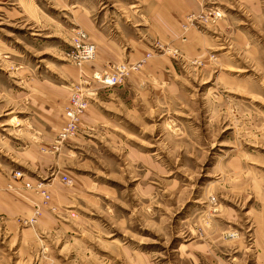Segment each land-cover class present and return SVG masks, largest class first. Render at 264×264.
Listing matches in <instances>:
<instances>
[{"label":"rangeland","instance_id":"obj_1","mask_svg":"<svg viewBox=\"0 0 264 264\" xmlns=\"http://www.w3.org/2000/svg\"><path fill=\"white\" fill-rule=\"evenodd\" d=\"M0 179V264H264V0H0Z\"/></svg>","mask_w":264,"mask_h":264},{"label":"built area","instance_id":"obj_2","mask_svg":"<svg viewBox=\"0 0 264 264\" xmlns=\"http://www.w3.org/2000/svg\"><path fill=\"white\" fill-rule=\"evenodd\" d=\"M94 55V43L88 40L83 30L78 28L75 29L74 34L71 36V42L69 43V52L67 53L68 59L74 64L80 65L82 61L91 59ZM126 70L127 67L125 64H119L115 71L97 73L98 76L96 77L103 82L118 84L123 80ZM87 103V96L85 95L81 84H79V82L70 84L69 97L67 102L63 105L64 121L56 132L55 142L52 145L54 148H56L58 143L62 142L77 131L80 116L85 110ZM61 180L66 182L68 181V178L63 176Z\"/></svg>","mask_w":264,"mask_h":264},{"label":"crops","instance_id":"obj_3","mask_svg":"<svg viewBox=\"0 0 264 264\" xmlns=\"http://www.w3.org/2000/svg\"><path fill=\"white\" fill-rule=\"evenodd\" d=\"M90 40L94 43L95 45V40L93 38L90 37ZM97 42H101V40H96ZM100 44H98L97 46H99ZM5 182H6V179H0V191H2V187L5 186ZM1 196V194H0ZM19 210H18V209ZM21 209H23V206H19L18 207V204L16 203L15 200H12V199H2L0 198V211L5 213L7 215L8 218H11V220H9V223L10 225H13V220L12 218L15 217L18 213H21Z\"/></svg>","mask_w":264,"mask_h":264}]
</instances>
